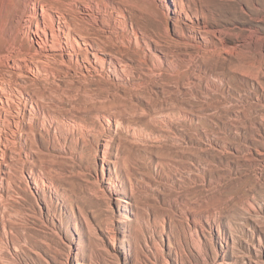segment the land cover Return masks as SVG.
<instances>
[{
    "label": "rangeland",
    "instance_id": "obj_1",
    "mask_svg": "<svg viewBox=\"0 0 264 264\" xmlns=\"http://www.w3.org/2000/svg\"><path fill=\"white\" fill-rule=\"evenodd\" d=\"M0 145V264H264V0H0Z\"/></svg>",
    "mask_w": 264,
    "mask_h": 264
},
{
    "label": "bare ground",
    "instance_id": "obj_2",
    "mask_svg": "<svg viewBox=\"0 0 264 264\" xmlns=\"http://www.w3.org/2000/svg\"><path fill=\"white\" fill-rule=\"evenodd\" d=\"M44 6H42V4L40 5V7H34L33 11L35 14V17H37V21H35L34 25H35V29L32 31V41L35 43L36 45V51L35 52H39L40 54H42V58L44 59V62L47 60L53 59V26H48L44 24V14H45V8H43ZM180 8V7H179ZM182 10V9H181ZM31 11V10H30ZM29 14V12H28ZM33 14V13H32ZM197 15V14H196ZM34 16V15H33ZM187 16V15H186ZM28 18V17H27ZM39 18L41 19V21L39 20ZM28 20V19H27ZM57 28V26L55 27V29ZM30 29V28H29ZM58 29H60V27L58 26ZM57 30V29H56ZM30 31V32H31ZM55 31V30H54ZM62 31V30H61ZM60 31V32H61ZM58 32V30H57ZM56 32V33H57ZM207 32V31H206ZM210 32V31H209ZM64 33V31H63ZM62 34V33H61ZM203 35V33H202ZM57 37V36H56ZM75 37V36H74ZM31 38V37H30ZM55 39V38H54ZM71 42V41H70ZM73 43L71 44V46L73 47L72 50L80 47L81 49V45H83L84 47L82 48H86V46H90V43L85 40L82 39L81 41H78L77 38L73 39ZM62 54V53H61ZM60 54V55H61ZM92 55L94 57V61L95 62H101L100 58H98L96 56V53L92 52ZM87 56V55H86ZM43 62V61H42ZM45 64V63H44ZM119 64V63H118ZM118 66V65H117ZM120 66V65H119ZM123 68V67H122ZM39 70V69H38ZM3 149L0 145V159L3 158Z\"/></svg>",
    "mask_w": 264,
    "mask_h": 264
}]
</instances>
